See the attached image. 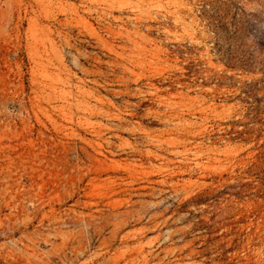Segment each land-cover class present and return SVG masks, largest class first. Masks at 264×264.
Returning a JSON list of instances; mask_svg holds the SVG:
<instances>
[{
	"label": "rangeland",
	"instance_id": "1",
	"mask_svg": "<svg viewBox=\"0 0 264 264\" xmlns=\"http://www.w3.org/2000/svg\"><path fill=\"white\" fill-rule=\"evenodd\" d=\"M0 264H264V0H0Z\"/></svg>",
	"mask_w": 264,
	"mask_h": 264
}]
</instances>
